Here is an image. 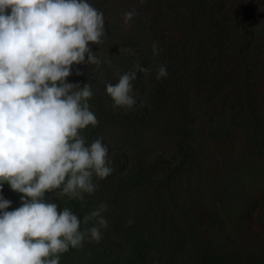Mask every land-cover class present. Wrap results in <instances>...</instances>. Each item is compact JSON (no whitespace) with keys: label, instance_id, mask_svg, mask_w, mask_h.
Returning <instances> with one entry per match:
<instances>
[{"label":"rangeland","instance_id":"obj_1","mask_svg":"<svg viewBox=\"0 0 264 264\" xmlns=\"http://www.w3.org/2000/svg\"><path fill=\"white\" fill-rule=\"evenodd\" d=\"M88 2L104 13L106 36L91 46L101 63L75 65L66 79L82 87L76 71L89 75L99 123L83 134L89 144L103 137L112 168L150 180L119 193L94 179L85 200L107 202L108 228L77 249L75 264H264V0H215V14L203 0ZM136 64L151 69L132 82L137 105L113 107L106 85ZM160 65L168 76L157 80ZM21 195L6 183L0 192L8 211ZM46 195L73 212L75 199Z\"/></svg>","mask_w":264,"mask_h":264},{"label":"clouds","instance_id":"obj_2","mask_svg":"<svg viewBox=\"0 0 264 264\" xmlns=\"http://www.w3.org/2000/svg\"><path fill=\"white\" fill-rule=\"evenodd\" d=\"M135 15L124 13L125 23ZM105 36L104 13L88 0H0V189L6 183L22 194L11 211L12 202L0 196V264H60L61 254L86 240L99 243L108 228L107 204L81 221L46 195L58 190L86 206L85 194L99 188L94 179L113 172L103 137L89 144L83 134L99 123L88 102L91 85L66 82L73 66L101 63L91 46ZM161 51L153 42V56ZM150 71L136 64L106 85L113 107L133 110L132 82ZM167 76L160 65L156 79Z\"/></svg>","mask_w":264,"mask_h":264},{"label":"trees","instance_id":"obj_3","mask_svg":"<svg viewBox=\"0 0 264 264\" xmlns=\"http://www.w3.org/2000/svg\"><path fill=\"white\" fill-rule=\"evenodd\" d=\"M203 3L205 4V6L209 8L210 14L212 13L215 14V0H203ZM87 76L80 75V80H83L85 84L88 81ZM124 168H125V165L114 166L112 174L109 175L106 179H109L110 183L112 184V188L115 189V192L132 193L135 191V193H139L137 191L141 190L144 187V185L150 180L149 174L145 173L139 168H135L134 170L125 172ZM1 191L2 189H0V192ZM87 197L89 198L88 200H90V196L88 195ZM70 206H72L71 208H73V213L77 215V217L81 221H83V217L85 215L89 214L94 209L92 205L89 204V202H87L86 206L82 207L81 202L76 199L71 200ZM91 226H92V222H89L88 225H84L83 223H81V230H83L86 227H91ZM148 240H149L148 236L146 235V232H144L142 234V241L140 244L147 242ZM137 248L138 246L136 247V249ZM82 250L83 249H81L80 251ZM80 251H77V249H72V248L69 249L68 255L70 256V260L68 264H70L71 259L74 260V264H75V262L77 261L78 252ZM138 264H142V263H138Z\"/></svg>","mask_w":264,"mask_h":264}]
</instances>
